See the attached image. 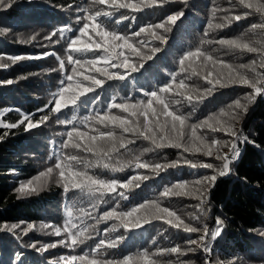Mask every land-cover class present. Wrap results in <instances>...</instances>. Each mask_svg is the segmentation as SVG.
Here are the masks:
<instances>
[{
	"label": "trees",
	"instance_id": "obj_1",
	"mask_svg": "<svg viewBox=\"0 0 264 264\" xmlns=\"http://www.w3.org/2000/svg\"><path fill=\"white\" fill-rule=\"evenodd\" d=\"M212 1L168 0L162 5L152 7L141 5V10L136 12L131 9H113L112 19H105V26L130 37L141 27L148 28L166 21L169 15L183 11L184 16L176 25H168L171 31L156 30L157 35L166 38V43L153 37L151 32L133 37V42L144 40L149 48H160L152 60L144 62L140 71L126 75L122 80H109L94 71H86V75L92 74L104 79V85L81 97L76 105L69 104L61 113H54L51 109L54 107L53 94L58 92L65 76L72 74L74 65L67 63L68 55H72L74 59L87 60L94 58V53L103 54L102 50L78 53L70 50L68 44L71 39L79 36L78 29L84 23L82 18L88 14L86 10H108V6L93 5L91 0H11V6H0V64L8 65L0 67V121L3 122L0 125V264H63L62 257L81 255L94 247L100 239L118 241L116 248L106 250L104 258L110 259L108 257L111 255V258L120 259L126 255L135 256L144 251L154 253L158 249L176 245L187 248L185 242L188 239H197L202 234L185 233L172 228L164 220H153L139 229L131 230H125L118 219L97 223L103 212L112 210L117 203L118 211H128L149 201H158L162 207L175 211L185 223L198 228L207 224L210 231L215 230L216 221H222L221 235L214 240L209 236L206 240L212 249L211 254L202 250L188 253L179 257L183 264H205V260L210 264H230L232 261L236 264H264V95L257 96L254 102L249 103L245 97L252 93L253 89L241 85H217L216 90L206 95L202 101L194 99L192 103H188L184 95H202L204 89L210 87L203 75L212 70L211 65L208 68H200L199 65L204 63L203 58L186 60L184 66L187 68L189 63H192L200 75H192L191 69L180 72V60L187 52L197 48L233 66L250 65L252 61H256L257 71L264 72V68L259 67V53L241 52L217 43L224 37L261 47L264 44L262 30L251 31L250 26L261 23L264 17L253 9L243 8L238 0ZM133 2L140 3V0ZM261 2L264 3V0ZM244 12L251 14L240 21L233 20L222 29L209 28V23H225V17L243 15ZM122 16L129 19L122 20ZM115 20H120V23H113ZM67 26L73 30L67 31ZM61 29L65 30L61 32ZM53 33L56 35H52ZM89 35L93 36L94 40L100 39L91 28ZM86 40L87 37H81L75 47L83 48V42ZM149 48L143 51L147 52ZM115 51L119 52L120 49ZM124 51L126 56L129 55L127 49ZM53 53L54 55H51ZM9 57L24 59L13 63ZM130 59L136 62L139 58L132 55ZM60 60L65 61L63 69L60 67ZM97 66H102V62ZM109 71L115 72L116 69ZM173 74H176V84L184 79L190 89L198 90L188 93L179 89L184 95H176L177 89L174 85L172 93L164 94L181 101L179 105L171 107L173 110L179 108L181 114L189 117V125L201 123L209 118H212L209 120L212 124H215L217 119H228L227 116H221V113L232 112L230 106L237 100L248 108L246 113L235 110L239 113V119L232 121V124L234 130L242 137L239 141L223 131L213 132L207 127L198 130V135L206 137L209 144L213 139L222 143L230 140L234 141L238 148V157L230 163L229 173L218 176L214 186H209L204 205L206 215H201L199 221L192 219L193 213L200 215L194 207L199 203L197 199L191 196L162 198L160 194L177 182H189L191 186V182L213 175V170L193 169L180 163L157 174L151 168L137 169L135 157L139 156L141 162L164 165L181 160L183 156L194 162L212 163L219 168L222 162L215 159V153L209 157L203 153H184L182 148H155L150 141L134 138L131 134L125 136L135 139V143L128 144L127 150L119 149L112 154L110 161H105L112 167H123L122 171L114 172L111 167L105 169L102 166L88 169L89 174L100 179L103 176L102 179L106 181L115 179L127 184V187L117 189V193L123 192L126 198L117 193H108L102 198L99 195L90 197L78 189L65 193L62 184L56 183V172L47 177L46 181L49 182L46 186L39 188L45 181L32 186L37 188L36 192L21 195L18 191L21 185L36 179L48 167H54L57 156L77 154L95 163L96 157L91 153L82 149L60 147L61 142L67 139V132L74 126L81 131H87L89 135L93 134L90 131L93 128L108 130L95 119L87 121V127L81 122L85 121L86 117H96L97 113L104 115L108 112L109 116L127 117L128 113L115 108L109 109V105L113 102L134 104L146 100L145 92L158 91L164 84L171 83ZM247 74L249 77L254 75L250 71ZM188 76H191V79H187ZM8 80L13 82L8 84ZM142 107L138 105L140 110ZM25 116L30 117L33 123L41 121L44 116L49 119L41 122L38 127L26 130L28 121L24 119ZM139 119L143 125V116ZM58 120L71 123L61 124ZM21 121L23 123H20ZM7 124H16L17 127L3 126ZM116 131L119 133L120 130L117 128ZM185 133L187 140L190 129H185ZM84 142H87V138ZM221 152L228 153L229 147H221ZM129 161H132V165L126 166ZM134 176H147L148 179L133 180L129 184V180ZM94 204L96 207H93ZM81 208L89 211L91 215L81 213ZM69 210L73 212L72 222L88 228L87 235L92 238L85 240L75 250L59 244L55 248L38 250L45 245L66 239L64 234L55 236L52 232L56 226L63 227ZM13 225L16 227L8 231ZM29 225L32 227L29 228ZM46 225L52 227H45ZM120 237L123 239L119 240ZM33 244L36 245L35 248L31 246ZM154 259L158 260V264H169L170 261L177 264L175 255H161Z\"/></svg>",
	"mask_w": 264,
	"mask_h": 264
},
{
	"label": "snow or ice",
	"instance_id": "obj_2",
	"mask_svg": "<svg viewBox=\"0 0 264 264\" xmlns=\"http://www.w3.org/2000/svg\"><path fill=\"white\" fill-rule=\"evenodd\" d=\"M166 2H168V0H140V3L133 2V0H91L93 5H107L108 10L103 8L94 11L86 10L88 14L82 18L84 23L82 27L78 29L79 36L70 40L68 48L78 53H94V50H102L103 54L95 55L94 53V58L87 60L74 59L72 55H68L67 63L74 65L72 68V74L65 76V79L61 81V87L58 92L53 94L52 102H54V107L51 111L54 113H61L62 109L67 108L69 104L76 105L81 97H85L87 93L95 92L97 88L104 85V79L97 78L96 75L92 74L86 75V71H94L102 77H107L109 80H122L125 79L126 75L140 71L144 67L145 61L152 60L154 55L160 51V48H149L148 43L144 40L133 42V37H140L143 33L151 32L153 37L160 40L162 43H166V38L162 35H157L156 30L163 29L165 32L171 31V28L168 27V25H176L177 21L184 16L183 11L169 15L166 18V21L154 26H149L148 28L141 27L139 31L133 33L132 37L120 34L114 30H109V28L105 26V19H112L113 9L117 11L119 9H131L136 12L141 10V5L152 7L157 4L162 5ZM183 2H186V0H183ZM238 3L243 6V8L253 9L254 12L259 13L264 17V3H262L261 0H238ZM0 6H11V0H0ZM215 13L216 9L214 8L213 16H215ZM250 14L251 13L249 12H244L243 15H234L230 18L225 17V23L215 25L209 23V28L222 29L230 25L233 20L240 21ZM121 19L127 20L129 17L122 16ZM77 22H80V18H78ZM113 23H120V20H115ZM90 28L95 36L100 38L99 41L94 40L93 36L89 35ZM257 29L262 30L261 35H264V21L250 26L251 31ZM64 30L65 29H61L60 31L63 32ZM66 30L72 31L73 29L70 26H67ZM205 34H207V30ZM52 35H56V33H53ZM81 37H87V40L83 42V48H77L75 45L80 42ZM50 38L51 37H49V39ZM217 43L221 46L240 50L241 52L259 53V67L264 68V44L258 48L253 46L250 42H241L236 39H220ZM117 48L120 49L119 52L115 51ZM145 48H149V51H143ZM125 49L129 52V55L127 56L125 55ZM45 55L50 54L45 53ZM51 55H54V53ZM132 55L138 57V61L133 62L130 59ZM200 58H203L204 60V63L199 65L200 68H208V66L211 65L212 69L203 75V79L210 87L205 88L202 95L194 97L191 94L184 95L179 92V89H184V91L188 93L198 90L190 89L184 79H181L179 83L176 84V74H173L171 83L164 84L158 89V91L153 90L151 92H145L144 95L147 97L146 100H141L134 104L127 102L111 103L109 109H119L122 112L128 113V116H109L107 113L104 115L97 113L96 117H86L85 121L81 122L85 127H87V121L95 119L97 123L103 124L104 128L108 130L104 131L93 128L90 130L93 134L89 135L87 131H81L74 126L71 131L67 132V139L60 144L62 149L71 147L91 153L96 157L95 163L90 162L77 154L68 153L62 156H57L54 167H48L45 172L40 173L37 180L41 177H51L53 173L56 172L58 176L56 183L62 184L65 193H68L73 189H78L81 192L88 194L90 197L99 195L101 198L108 193H117L118 188H125L128 185L120 183L115 179L110 181L100 179L89 174L88 169L102 166L106 169L111 167L113 171H122L123 167L115 168L105 161H110L112 159V154L118 152L119 149L123 148L127 150L128 144L135 143V139H129L125 134H131L134 138L148 140L155 148H182L184 153H203L209 157H212L215 153V159L222 162L219 168H216L212 163L200 161L194 162L183 156L181 157V160L164 165H161L160 163L149 164L148 162H141L139 156L135 157V167L137 169L151 168V170L157 174H159L160 171H166L168 168L176 167L180 163L186 164L193 169H212L214 172L213 175L197 179L191 182V186L189 182H177L171 187L166 188L160 194L162 198H169L172 196H191L192 198L197 199L199 203L194 207L198 209L200 215L193 213L192 219L199 221L201 215H206L204 205L209 186H214L218 176H224L229 173L230 163L235 161L238 157V148L234 141L229 144L227 141L222 143L213 139L209 144L206 137L198 135V130L207 127L213 132L223 131L226 135L235 137L238 140L240 139V136L234 130L232 124V121L239 119V113L235 110H241L246 113L248 108L246 104L237 100L230 106V108L233 109L232 112L221 113V116H227L228 119H217L216 123L212 124L209 122L212 118H209V120H205L201 123L189 125L187 123L189 117L181 114L179 108L173 110L171 107L172 105H179L181 101L179 99H172L169 95L164 94L172 93L175 85V88L177 89L176 95H184V99L188 103H192L194 99L202 101L206 95H210L216 90L217 85L220 87H226L232 84L247 86L253 89V92L245 97L249 103L254 102L257 96L264 95V72L257 71L256 61H252L250 65L240 64L238 66H233L225 63L223 60L216 59L212 55L201 51L200 48H197L195 51L187 52L180 60V72L183 73L191 69L192 75H200L197 68L194 67L192 63H189L187 68L184 66L186 60ZM9 59H11L13 63H16L17 61L24 59V57H9ZM101 62L102 66H97ZM7 66L8 65L6 64H0V67ZM60 67L61 69L65 67L64 60H60ZM80 69H84V71H81ZM109 69H116V71L112 72L109 71ZM121 70H123V72H121ZM249 71L254 74L253 77H249L247 74ZM81 77L82 79H80ZM74 78L75 83H73ZM187 79H191V76H188ZM12 82L13 81L11 80L6 81L8 84H11ZM138 105L143 106L142 110L138 108ZM140 116H143V125L140 123ZM24 119L28 121L26 127V130H28L30 128L38 127L41 122L47 121L49 117L44 116L41 118V121L37 123H33L28 116H25ZM58 122L61 124L71 123L70 121L66 122L60 120H58ZM20 123H23V121ZM3 126L6 128L17 127L16 124H7ZM117 128L120 130L119 133L116 131ZM185 129H190L187 140H185ZM74 138H78V140ZM85 138H87L86 143L84 142ZM221 147H229V152L222 153ZM131 165L132 161H129L126 166ZM147 179V176H134L128 183L130 184L133 180ZM32 183L33 182L30 180L27 184L21 185L18 189L21 195H30L37 191L36 187H32ZM117 195L126 198L123 192H118ZM93 207H96V205L94 204ZM118 209L119 203H117L116 207L112 210L103 212L99 219H97V223L118 219L120 220V225L124 227L125 230H131L139 229L143 225L151 223L153 220H164L172 228L182 230L185 233L191 234L201 232L202 234L197 239H188L185 242L188 245L187 248H182L180 245H176L170 248L158 249L154 253L144 251L135 256L126 255L120 259L104 258L106 250L109 248H116L118 246V241H106L100 239L94 247L90 248L87 252H83L81 255L62 257L63 264H158V260L154 259V257L161 255H175L177 257V264H183V262L179 261V257L185 256L188 253L202 250L204 253L211 254L212 249L209 247L206 240L209 236L214 240L219 237L222 232V221L219 219L216 221L217 228L215 230L210 231L207 224H204L201 228L191 226L190 224L185 223L175 211L170 210L168 207H162L158 201L145 202L136 207H132L128 211H118ZM80 212L84 215H91L89 211L83 208L80 209ZM67 215L68 219L63 227L56 226L53 228L52 232L55 236H61L64 234L66 239L45 245L38 250L44 251L48 248H55L57 247V244L75 250V248L79 247L80 244H83L85 240L92 238L90 235H87L88 228L80 227L72 222L73 212L71 210L68 211ZM15 227L16 225H13L12 228H8L7 230L12 231ZM31 227L32 225H29V228ZM45 227L52 226L46 225ZM115 227L116 226L114 225L113 230H115ZM118 239L122 240L123 237ZM31 246L34 248L36 247L35 244ZM169 264H172V262L170 261ZM205 264H210V262L205 260ZM230 264H236V262L232 261Z\"/></svg>",
	"mask_w": 264,
	"mask_h": 264
},
{
	"label": "rangeland",
	"instance_id": "obj_3",
	"mask_svg": "<svg viewBox=\"0 0 264 264\" xmlns=\"http://www.w3.org/2000/svg\"><path fill=\"white\" fill-rule=\"evenodd\" d=\"M3 122L0 121V125H2ZM38 178V177H37ZM36 179H33L31 180L33 183H32V186H36V185H40L41 183L45 182L47 178H44V177H41L39 180ZM49 182V180H47L44 184H41L39 188L41 187H44L47 185V183ZM27 184V183H26Z\"/></svg>",
	"mask_w": 264,
	"mask_h": 264
},
{
	"label": "bare ground",
	"instance_id": "obj_4",
	"mask_svg": "<svg viewBox=\"0 0 264 264\" xmlns=\"http://www.w3.org/2000/svg\"><path fill=\"white\" fill-rule=\"evenodd\" d=\"M212 1V0H211ZM213 2V1H212ZM226 38V37H225ZM223 39H224V37H223ZM227 39V38H226ZM147 50V49H146ZM241 62H242V59L240 60ZM239 61V62H240ZM210 67V66H209ZM108 113V112H107ZM242 137H240V139H241ZM230 139V138H229ZM228 139V140H229ZM232 139V138H231ZM239 141V140H238ZM229 142H230V140H229ZM231 143V142H230ZM106 169V168H105ZM111 170V169H110ZM106 172V171H105ZM115 172V171H114ZM112 173V172H111ZM103 174H104V172H103ZM101 175V174H100ZM111 176V175H110ZM114 176V175H113ZM108 177V176H107ZM103 178V176L101 177V179ZM108 181H109V179H108ZM240 201V200H239ZM123 242V241H122ZM118 251V250H117ZM117 255V254H116ZM116 257V256H115ZM108 258H111V255H110V257H108ZM117 259V258H116Z\"/></svg>",
	"mask_w": 264,
	"mask_h": 264
}]
</instances>
